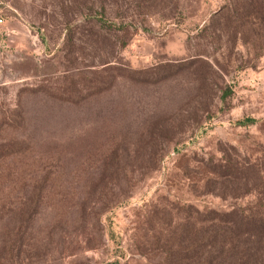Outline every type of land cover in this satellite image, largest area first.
I'll use <instances>...</instances> for the list:
<instances>
[{"label": "rangeland", "instance_id": "1", "mask_svg": "<svg viewBox=\"0 0 264 264\" xmlns=\"http://www.w3.org/2000/svg\"><path fill=\"white\" fill-rule=\"evenodd\" d=\"M245 2L0 0V146L24 147L0 163V264H216L207 221L264 264V17Z\"/></svg>", "mask_w": 264, "mask_h": 264}, {"label": "trees", "instance_id": "2", "mask_svg": "<svg viewBox=\"0 0 264 264\" xmlns=\"http://www.w3.org/2000/svg\"><path fill=\"white\" fill-rule=\"evenodd\" d=\"M244 8L247 10V12H251L255 16L261 18L264 17V14L262 10H264V0H248V2H245ZM246 121H252L251 118H243L240 120V122H246ZM23 142H13L9 144H2L0 146V163L3 160V157L9 156L13 154L14 152H19L21 150H24V147L22 148ZM46 180L41 181L40 185L44 184ZM37 196L32 200V205L38 201ZM249 217V215H248ZM252 218V217H251ZM251 218H248V221H252ZM203 222V221H201ZM207 225H203L200 230L202 232V238L199 242V248L203 251V249H206L204 251L205 257H209L208 259L210 262L213 260V256L217 257L218 260L215 262L216 264H249L252 263L253 255H257V251L260 250V245L255 241L251 240V242L254 244V246H250V248H246L245 252L243 250L240 252L241 244L239 243H232V238H237V235L239 237H242L243 234L238 233V231H235V224L230 225L229 227H222V228H216L215 224L210 223L207 221ZM260 226L258 225V230H260ZM259 234V233H258ZM247 235V234H246ZM256 235L255 233H252V236ZM232 239V240H231ZM251 239L248 235L245 239L246 242H249ZM239 240V239H238ZM206 247V248H205ZM236 251L240 252V255H236ZM212 253V254H211ZM221 253H225L227 256L221 257ZM246 253V254H245ZM211 254V255H210ZM220 254V255H219ZM181 255V254H180ZM245 255V256H244ZM249 259L251 262H248ZM255 259V258H254ZM204 261V260H203ZM256 263L257 260L255 259ZM213 263V262H212Z\"/></svg>", "mask_w": 264, "mask_h": 264}]
</instances>
